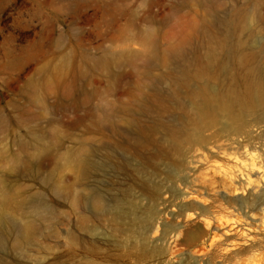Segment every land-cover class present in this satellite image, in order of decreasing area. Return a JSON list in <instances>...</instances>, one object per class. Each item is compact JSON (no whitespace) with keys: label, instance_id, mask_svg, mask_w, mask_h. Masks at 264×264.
I'll return each mask as SVG.
<instances>
[{"label":"rangeland","instance_id":"1","mask_svg":"<svg viewBox=\"0 0 264 264\" xmlns=\"http://www.w3.org/2000/svg\"><path fill=\"white\" fill-rule=\"evenodd\" d=\"M232 52L264 65V0H0V238L4 242L0 264H76L68 256L74 232L79 234L78 253L90 246V236L75 228L85 210L72 212L70 202L56 193L78 174L66 158L78 138H92L94 147L104 139L117 143L115 157L122 168L103 176L117 186H135L136 162L147 161L149 171H156L164 182L168 170L181 169L174 159L157 156L155 145L126 150L121 138L134 139L136 134L128 132L126 119L131 117L125 109L138 106L142 93L153 87L142 79L144 75L170 71L172 58ZM130 83V93L122 94ZM106 105L116 114L117 128L111 130L117 135L111 139L110 130L94 125L89 131ZM171 117H165L171 127L184 124L183 117ZM146 118L139 119L149 122ZM218 130L219 126L212 127L205 134ZM256 132L264 141V126L256 127ZM164 133L161 128L156 134L159 140ZM224 139L222 134L212 141L224 143ZM150 159L158 162L156 170ZM214 159L198 163L189 183L178 181L175 195H163L162 203L156 204L161 233L154 237L151 231L149 240L155 243L165 237V259L172 260L170 264H264L261 210L251 212L260 217L255 226V220L239 208L234 184L223 177L227 160ZM251 190L254 193L245 196L258 193ZM185 191L208 203L186 200ZM36 199L42 200L44 215L31 242L19 234L18 225L25 222ZM139 202L148 211L152 199ZM219 204L225 210L218 211ZM88 216L89 226L99 230L109 218L100 220L94 210ZM218 216L224 226L236 219L243 225L245 230L231 238L254 236L260 242L231 249L224 236L214 240L213 234L221 231L216 227ZM96 238L102 251L115 250L110 237L101 233ZM130 260L134 259L123 262L132 264ZM160 261L144 262L167 264Z\"/></svg>","mask_w":264,"mask_h":264},{"label":"bare ground","instance_id":"2","mask_svg":"<svg viewBox=\"0 0 264 264\" xmlns=\"http://www.w3.org/2000/svg\"><path fill=\"white\" fill-rule=\"evenodd\" d=\"M172 59L170 71L150 77L145 74L142 78L152 82L153 87L142 93L138 106L126 107L125 112L131 117L126 119L128 130L131 129L128 132L136 136L134 139L127 136L131 139L123 137L121 140L126 150L134 146L155 145L158 149L157 156L174 159L181 169L171 168L166 172L164 179L169 182L167 184L163 177L157 179L156 171H149L147 161L136 162L133 163L134 177L138 181L135 186H117L118 184H111L112 182L103 178L108 175V171L122 168L115 157L117 143L104 139L94 147L95 140L92 138H78L74 147L66 154L78 174L70 185H60L56 190L58 198L70 202L72 212L85 210L75 228L76 231H85L90 236V246L84 247L78 253L76 246L79 245V234L74 232V240L71 241L68 251L72 263L126 264L123 260L129 258L134 259L130 260L132 264H146L144 261L149 259L170 264L172 260L165 259L168 253L164 245L165 237L155 243L149 240L151 231L154 237L161 233V221L156 222V204L162 203L163 195L167 192L175 195L174 187L178 181L189 183L188 179L191 175L194 176L198 163L211 162L214 157L227 160L224 163L226 167L223 168V177L234 184L233 195H240L236 201L244 215L254 219L253 224L259 226L257 222L260 217H255L251 212L260 209L262 217L259 224L264 226V141L262 134L256 132V127L264 126V65L256 58L233 52L224 56L197 55ZM130 89L131 83L122 90V94L130 93ZM174 114L183 117L184 124L171 127L165 121L166 116L171 117ZM140 116H147L146 119L149 120L146 121L149 122L142 123ZM115 118V111L109 110V105H106L102 108V114L91 122L89 131L94 125L100 130H110L113 132L109 135L111 139L117 135V132L111 130L117 128ZM216 126H219L218 132L213 135L205 134ZM161 128L167 134L164 133L163 139L159 140L156 134ZM222 134L225 137L224 143L212 141L213 136ZM149 161L156 170L158 162L153 159ZM236 179H239L238 183ZM251 189L258 193L249 198L245 195L250 191L254 193ZM182 196L186 200L193 199L204 205L208 203L195 192L186 194L185 191ZM141 198L152 199L148 211H144L140 205ZM41 202V199H36L26 212L25 222L18 225L19 234L29 238L31 242L39 229L38 221L44 215L40 209ZM216 206L218 211L225 210L222 204ZM93 210L100 220L109 216L108 220L104 219L107 222L101 230L89 226L88 214ZM218 217L215 219L216 227L221 231L215 230L214 240L224 236L230 240L231 249L242 248L243 245L252 247L260 242L254 236L249 240L231 238L230 236L245 230L241 227L243 225L240 226L241 222L236 219L234 223L224 226L222 217ZM248 229L251 230V227ZM101 233L110 237L109 241L115 250L99 249L96 236ZM3 245L0 238V248ZM95 252L102 254L104 258L98 259Z\"/></svg>","mask_w":264,"mask_h":264}]
</instances>
